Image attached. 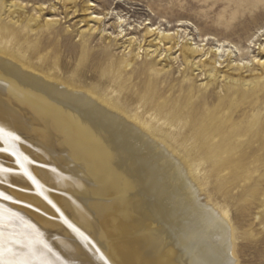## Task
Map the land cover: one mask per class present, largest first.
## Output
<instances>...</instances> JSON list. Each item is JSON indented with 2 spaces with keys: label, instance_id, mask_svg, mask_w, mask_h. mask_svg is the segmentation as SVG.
Segmentation results:
<instances>
[{
  "label": "bare ground",
  "instance_id": "1",
  "mask_svg": "<svg viewBox=\"0 0 264 264\" xmlns=\"http://www.w3.org/2000/svg\"><path fill=\"white\" fill-rule=\"evenodd\" d=\"M156 31L148 54H172L176 37ZM228 36L182 46L192 78L172 100L155 82L122 96L113 77H62L0 27V264H238L230 211L198 171L212 167L224 195L240 177L238 198L242 175L264 171V60H248L264 54V26L246 47ZM137 56L111 66L129 71ZM88 57L83 46L78 67Z\"/></svg>",
  "mask_w": 264,
  "mask_h": 264
},
{
  "label": "rangeland",
  "instance_id": "2",
  "mask_svg": "<svg viewBox=\"0 0 264 264\" xmlns=\"http://www.w3.org/2000/svg\"><path fill=\"white\" fill-rule=\"evenodd\" d=\"M75 1L77 7H72L67 0H0V27L19 32L24 41L37 43L44 60L52 63L62 77L83 70L97 78L86 80L94 86L101 79L113 77L122 88L118 93L122 96L135 95L143 91L146 83L155 82L164 91V98L173 100L180 96V83L192 78L181 58L183 45H202L207 35L212 40L206 49L214 48L217 40L229 35V40L246 47L248 37L264 26V0ZM90 4L91 9L87 10ZM237 25H242L244 30L230 32ZM148 29L176 37L172 54H148L153 39L146 37ZM261 42L264 45V38ZM83 46L89 57L78 67ZM133 53L138 56L129 71L117 66ZM259 59L264 60V54L259 55V51L248 56L256 64ZM112 62L117 64L111 66ZM68 63L69 69L61 68L60 65ZM195 75L194 85L205 86V75L198 72ZM170 88L173 89L168 91ZM215 91L224 94L222 82ZM198 176L210 200L230 211L237 233V263L264 264V171L242 175L248 182L242 198L235 196L239 192L236 185H243L240 177L234 179L231 193L224 195L220 192L223 183L212 167L199 169ZM244 205L250 206L245 213L241 209Z\"/></svg>",
  "mask_w": 264,
  "mask_h": 264
}]
</instances>
